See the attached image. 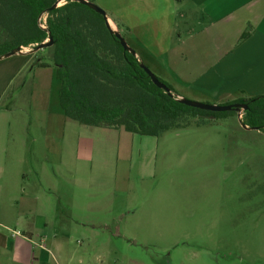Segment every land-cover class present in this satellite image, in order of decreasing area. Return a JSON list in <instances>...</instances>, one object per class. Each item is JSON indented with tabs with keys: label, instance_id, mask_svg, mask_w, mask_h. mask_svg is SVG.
<instances>
[{
	"label": "rangeland",
	"instance_id": "obj_1",
	"mask_svg": "<svg viewBox=\"0 0 264 264\" xmlns=\"http://www.w3.org/2000/svg\"><path fill=\"white\" fill-rule=\"evenodd\" d=\"M22 51L27 55L25 63H35L39 57L49 60L47 47L36 51L22 47ZM16 59L19 56L13 55L0 63ZM141 62L155 74L150 65ZM24 89L27 91L17 92L12 98L10 89L5 97L0 95V102L8 105L0 107V113H9L4 118L10 124L5 144L10 151L8 159L15 154L11 148L20 147L18 137L22 133L16 132V127L30 126L35 148L30 154L23 152L30 165L22 168L30 173L33 163L38 169L40 179L32 177L44 190L38 196L40 205L64 204L58 212L49 213L57 220L63 215L73 219L81 215L109 220L114 217L109 230H93L95 240L106 242V246L100 244L94 250L98 253L96 264H264V132L243 127L233 114L159 136L137 135L135 139L152 143L146 147L136 142L131 158L126 159L114 129L86 126L66 118V147L59 166L53 162L55 155L44 149L43 132L35 128L28 84ZM84 135L93 142L91 162L77 157L76 148ZM46 154L47 163L43 159ZM53 168L67 176L51 185L56 180L51 176ZM20 179L12 189L14 198ZM7 182L6 174L3 185ZM7 188L1 197L4 208L11 203ZM86 204L97 207L84 211ZM100 206L108 211L103 212ZM9 227L6 232L14 237L11 229L18 230V224L12 219ZM82 230L67 229L68 250L87 246L88 230ZM112 245L118 248V254L111 251Z\"/></svg>",
	"mask_w": 264,
	"mask_h": 264
},
{
	"label": "crops",
	"instance_id": "obj_2",
	"mask_svg": "<svg viewBox=\"0 0 264 264\" xmlns=\"http://www.w3.org/2000/svg\"><path fill=\"white\" fill-rule=\"evenodd\" d=\"M91 1L105 10L109 23L119 28L137 58L150 65L157 77L170 84L177 97L226 104L237 98L264 95V0ZM244 31L249 35L241 39ZM15 55L19 59L0 63V95L5 97L10 89L9 97L12 98L19 94L17 92L26 90L24 88L28 84L35 128L42 130L44 149L47 154L55 155L53 162L60 166L67 119L59 106V84L54 77V67L33 66L25 63L27 55L24 53ZM0 107L7 108V102H0ZM6 114L9 113H0V264L98 263V253L94 250L100 244L106 246V242L95 240L97 236L93 230H109L114 217L109 220L81 215L73 219L63 215L57 220L49 214L58 212L64 204L41 206L38 196L44 190L37 187L32 177L36 175L40 179L38 169L33 163L30 173L22 168L24 165L28 169L30 165L22 157L23 152L30 154L35 148L31 127H16V132L22 133L18 137L20 147L11 148L15 154L11 160L8 159L10 151L5 144L10 124L5 123ZM111 129L120 138L119 148L126 159L131 158V148L136 142L146 147L152 143L135 139L138 134L121 127ZM83 137L76 148L77 157L91 162L93 142L90 137ZM47 154L43 158L46 163L49 160ZM41 170L44 172L43 168ZM52 172L51 176L56 180L51 185L67 176L64 171L56 172L54 168ZM6 174L8 182L3 185ZM18 178H21V186L14 198L12 189L16 187ZM6 188L11 203L4 208L1 197ZM94 207L86 204L82 210ZM100 207L103 212L108 211L106 206ZM12 219L21 231L14 237L6 232ZM74 227L88 230L84 242L87 246L68 250L66 245L70 234H67V229ZM112 246L111 251L118 254V248Z\"/></svg>",
	"mask_w": 264,
	"mask_h": 264
},
{
	"label": "trees",
	"instance_id": "obj_3",
	"mask_svg": "<svg viewBox=\"0 0 264 264\" xmlns=\"http://www.w3.org/2000/svg\"><path fill=\"white\" fill-rule=\"evenodd\" d=\"M248 35L244 31L241 39ZM48 37L49 60L39 57L31 65L54 67L59 106L66 118L82 125L159 136L238 116L234 109L218 112L182 104L172 86L156 76L171 93L158 88L140 67L141 60L123 49L103 15L83 3L0 0V55L18 46L35 48ZM231 103L246 105L242 124L264 132V95L226 104Z\"/></svg>",
	"mask_w": 264,
	"mask_h": 264
},
{
	"label": "water",
	"instance_id": "obj_4",
	"mask_svg": "<svg viewBox=\"0 0 264 264\" xmlns=\"http://www.w3.org/2000/svg\"><path fill=\"white\" fill-rule=\"evenodd\" d=\"M72 1H78L80 3H83V4L87 5L88 7L92 8L93 10H95L96 12L102 14L106 20L108 27H110L111 31L117 37V39L119 40L123 49L130 52L132 55L136 56L135 51L128 45V43L126 42L124 37L121 35V33L117 29L111 27V24L109 23V20L107 18L105 10H103L101 7H99L97 4H95L91 0H72ZM51 45H52V38L48 37L44 42L40 43L37 47L32 48V50L36 51L39 49H43L45 47H49ZM22 53H25V52L22 51L21 46H18V47L14 48V49L6 52V53L1 54L0 60L7 58V57H10V56L15 55V54H22ZM140 67L149 75V77H150V79L154 85H156L158 88H161L168 93H171L169 91V88L163 82H161L156 77V75L153 74L149 70V68L146 67L142 62H140ZM177 98H178L179 102L182 104H185V105H188L191 107H195V108H199V109H203V110H208V111H218L219 112V111H228L230 109H234L235 111L238 112V117L242 113V111L246 108V105L242 104V103L213 104V103H206V102H199V101H195V100H190V99H187L185 97H177ZM239 119H240V117H239ZM242 126L247 128V126L244 124H242ZM252 129L258 130L256 127L252 128Z\"/></svg>",
	"mask_w": 264,
	"mask_h": 264
},
{
	"label": "built area",
	"instance_id": "obj_5",
	"mask_svg": "<svg viewBox=\"0 0 264 264\" xmlns=\"http://www.w3.org/2000/svg\"><path fill=\"white\" fill-rule=\"evenodd\" d=\"M41 25H43V24H41ZM240 115H239V117H240ZM12 233L15 234V235H20L21 234V231H19V230H12Z\"/></svg>",
	"mask_w": 264,
	"mask_h": 264
}]
</instances>
